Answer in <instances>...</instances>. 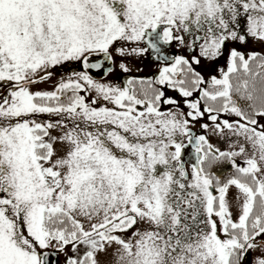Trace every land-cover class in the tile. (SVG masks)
<instances>
[{
  "label": "snow or ice",
  "instance_id": "6c2138e0",
  "mask_svg": "<svg viewBox=\"0 0 264 264\" xmlns=\"http://www.w3.org/2000/svg\"><path fill=\"white\" fill-rule=\"evenodd\" d=\"M0 264H264V0H0Z\"/></svg>",
  "mask_w": 264,
  "mask_h": 264
},
{
  "label": "rangeland",
  "instance_id": "374dc122",
  "mask_svg": "<svg viewBox=\"0 0 264 264\" xmlns=\"http://www.w3.org/2000/svg\"><path fill=\"white\" fill-rule=\"evenodd\" d=\"M248 47L250 49L255 48L258 51L261 50L259 45H251L250 44ZM220 63L222 65L224 63L223 60H221ZM145 74H150V72L148 70H146ZM53 83H54V81H48L46 83L39 85L38 87L41 89H50L52 87ZM197 96H198V94H194L193 99L197 98ZM161 110L166 112L169 110V106L168 105H162ZM221 118L223 119V118H229V117L222 116ZM205 122H208V121L201 120V123H205ZM208 123H210V122H208ZM192 131L194 134H197V135H201V134L206 135L211 143H213L217 147H220L222 150H229V143H231V141H229L226 138L228 136L227 130H225V139H221L218 134H213V131L211 128L205 130V129L200 128L199 125L192 127ZM188 152H191V148L188 149ZM237 159L239 161L242 158H237ZM214 171H218V172H220V174H222L224 177H226L232 170L230 169V167L227 164H222L221 166L214 169ZM229 191H230V196L234 195L236 192V190L234 188H231ZM62 259H63V257H61V260Z\"/></svg>",
  "mask_w": 264,
  "mask_h": 264
},
{
  "label": "trees",
  "instance_id": "16d2710c",
  "mask_svg": "<svg viewBox=\"0 0 264 264\" xmlns=\"http://www.w3.org/2000/svg\"><path fill=\"white\" fill-rule=\"evenodd\" d=\"M219 166H221V165H219ZM219 166H218V167H219Z\"/></svg>",
  "mask_w": 264,
  "mask_h": 264
}]
</instances>
